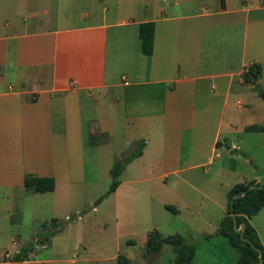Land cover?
<instances>
[{
    "label": "crops",
    "instance_id": "0c3cea01",
    "mask_svg": "<svg viewBox=\"0 0 264 264\" xmlns=\"http://www.w3.org/2000/svg\"><path fill=\"white\" fill-rule=\"evenodd\" d=\"M12 1L0 6L14 9L0 12L4 188L26 187L25 176L34 174L54 177L57 189L85 160L84 122L91 146L109 144L117 108L132 129L126 145L145 143L123 173L140 167L150 178L159 169V177L184 184L190 183L185 172L241 149L237 141L229 147V137L264 125L240 126L245 113L238 109L244 102L252 112L264 109L246 98L262 75L244 83L250 65L264 63V0H56L42 10L28 7L22 26L11 16L25 0ZM148 21L155 23L151 56L139 35ZM91 104L105 115L86 119ZM249 181L264 175L243 176Z\"/></svg>",
    "mask_w": 264,
    "mask_h": 264
},
{
    "label": "rangeland",
    "instance_id": "374dc122",
    "mask_svg": "<svg viewBox=\"0 0 264 264\" xmlns=\"http://www.w3.org/2000/svg\"><path fill=\"white\" fill-rule=\"evenodd\" d=\"M49 1L56 0H25V7L11 17H16V23L22 26L24 18H29V8L34 11L37 5L42 10ZM14 2L0 0L1 9ZM17 2L20 5L23 0ZM13 10L8 7L0 12L6 15ZM262 65L258 86L249 90L252 96L246 97L255 105L264 103L262 96H257L258 91L264 90ZM245 82L250 83L247 75H244ZM244 104L238 106L245 113L239 114L240 126L264 124V109L254 106L255 113ZM122 109L117 108L113 115L109 144L91 146L89 122H84L85 160L81 166H73L67 180L60 178L54 192L36 193L23 186H0V264L3 255L11 259L30 244L35 246L34 253L24 264H118L119 255H125L128 264H176L175 247L171 245L156 253H147V235L155 229L163 237L179 234L194 243L197 252L190 264H240L239 251L219 234V227L227 214L230 187L243 182V176L264 175V133L240 132L229 137L226 140L229 147L235 149L232 146L237 141L241 149L216 158L217 165L185 172L190 180L188 184L173 177H159V169H154L156 173L146 178L142 168L128 166L120 176L119 189L107 195L115 162L135 149V145L128 147L125 143L132 129ZM85 110L89 115L86 119L105 115L92 104ZM183 153H188L187 145ZM218 162L224 166L222 171L217 167ZM170 205L173 209L168 208ZM54 218L59 220L62 231L41 243L49 232L44 224H51ZM251 224L264 243V208L251 219Z\"/></svg>",
    "mask_w": 264,
    "mask_h": 264
},
{
    "label": "trees",
    "instance_id": "16d2710c",
    "mask_svg": "<svg viewBox=\"0 0 264 264\" xmlns=\"http://www.w3.org/2000/svg\"><path fill=\"white\" fill-rule=\"evenodd\" d=\"M139 35L143 53L151 56L154 52L155 23L153 21L141 23ZM262 72L260 63L250 65L246 74L248 81L250 83L257 81ZM258 92L264 99V91ZM246 130L248 132H264V125H251ZM144 145V141H141L127 156L115 162L111 170L113 180L107 195L114 193L118 189L121 184V174L129 163L142 155ZM260 184L261 182L257 181L236 183L228 192L227 214L220 222L219 234L226 237L229 243L239 251L240 264H264V245L257 229L250 222V219L264 208V185L259 187ZM253 185L257 187L250 189ZM25 186L39 193L52 192L56 189V180L52 176L27 174L25 176ZM244 191H246V194L242 196L241 194ZM168 208H172V206H168ZM233 214L236 215L239 228L243 227V223H245L243 236L246 240L242 239L241 231L237 232L235 230ZM51 222V224H44V227H49V232L40 240L41 243L46 242L63 229L58 219L54 218ZM166 245L175 247L176 264H190L196 257L197 246L188 242L185 237L179 234L163 237L157 229L148 233L146 241L147 253H156ZM34 248L35 246L31 244L22 247L11 259L5 257V264H22L30 259ZM260 254H262V257H260ZM118 264H128L127 257L119 255Z\"/></svg>",
    "mask_w": 264,
    "mask_h": 264
},
{
    "label": "water",
    "instance_id": "95a60500",
    "mask_svg": "<svg viewBox=\"0 0 264 264\" xmlns=\"http://www.w3.org/2000/svg\"><path fill=\"white\" fill-rule=\"evenodd\" d=\"M264 185V181L261 182L260 186L259 187H262ZM257 186L256 185H253L250 187V189H253V188H256ZM246 194V191H244L241 195H245ZM233 218H234V222H235V230L237 232H240L241 231V237L243 240H246V238L243 236V232H244V226H245V223H243V227L239 228L238 227V224H237V220H236V215L233 214ZM260 257H262V254H260Z\"/></svg>",
    "mask_w": 264,
    "mask_h": 264
}]
</instances>
